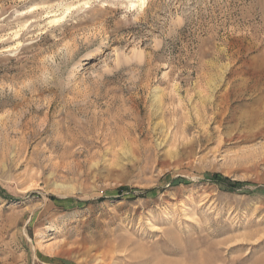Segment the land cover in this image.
Here are the masks:
<instances>
[{"label":"rangeland","instance_id":"rangeland-1","mask_svg":"<svg viewBox=\"0 0 264 264\" xmlns=\"http://www.w3.org/2000/svg\"><path fill=\"white\" fill-rule=\"evenodd\" d=\"M0 264H264V0H0Z\"/></svg>","mask_w":264,"mask_h":264},{"label":"snow or ice","instance_id":"snow-or-ice-1","mask_svg":"<svg viewBox=\"0 0 264 264\" xmlns=\"http://www.w3.org/2000/svg\"><path fill=\"white\" fill-rule=\"evenodd\" d=\"M141 3H143V0H141ZM131 7L132 8H135L136 7V4H132Z\"/></svg>","mask_w":264,"mask_h":264}]
</instances>
